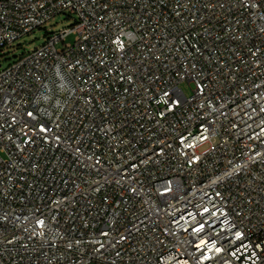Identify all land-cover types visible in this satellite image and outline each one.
<instances>
[{"label":"built area","instance_id":"obj_1","mask_svg":"<svg viewBox=\"0 0 264 264\" xmlns=\"http://www.w3.org/2000/svg\"><path fill=\"white\" fill-rule=\"evenodd\" d=\"M64 12L0 70V264H264V0H0V52Z\"/></svg>","mask_w":264,"mask_h":264},{"label":"rangeland","instance_id":"obj_2","mask_svg":"<svg viewBox=\"0 0 264 264\" xmlns=\"http://www.w3.org/2000/svg\"><path fill=\"white\" fill-rule=\"evenodd\" d=\"M76 17L73 14L64 12L56 15L48 20L40 28L33 30L31 33L23 35L16 40L10 47H7L0 52V70L7 68L11 65L19 56L31 52L40 46H42L48 34L59 32L62 29L72 27L75 23ZM74 36L70 35L66 38L67 43L73 41ZM180 89L186 96H189L193 89L191 83H181Z\"/></svg>","mask_w":264,"mask_h":264}]
</instances>
